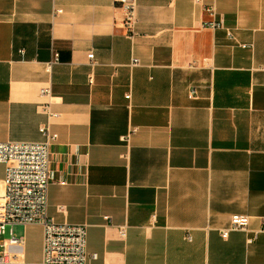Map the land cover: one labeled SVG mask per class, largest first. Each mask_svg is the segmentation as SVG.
Here are the masks:
<instances>
[{
	"label": "crops",
	"instance_id": "1",
	"mask_svg": "<svg viewBox=\"0 0 264 264\" xmlns=\"http://www.w3.org/2000/svg\"><path fill=\"white\" fill-rule=\"evenodd\" d=\"M124 14L0 0V142L58 133L49 216L87 224L97 264H264V0H139L133 40ZM235 214L251 232L225 239ZM13 230L10 264H39L44 227Z\"/></svg>",
	"mask_w": 264,
	"mask_h": 264
},
{
	"label": "built area",
	"instance_id": "2",
	"mask_svg": "<svg viewBox=\"0 0 264 264\" xmlns=\"http://www.w3.org/2000/svg\"><path fill=\"white\" fill-rule=\"evenodd\" d=\"M138 3L139 0H117V4L125 13L124 26L127 36L132 40L139 34L136 30ZM206 11L211 17L215 16L214 7H208ZM62 12V9H56V14ZM205 26L218 29L224 28V23L208 20ZM229 35L233 36L231 31ZM243 46L246 47L247 44ZM88 57L90 65L95 66V53H89ZM58 60L59 53H55L47 65V70L50 71ZM138 64L139 59L134 58L132 65ZM42 93L48 97L52 96L50 87H43ZM195 94L196 89L193 88L190 96L194 97ZM50 105L51 102H47L41 107L45 113L53 115ZM40 131L44 137L40 141L0 142V163L6 165L0 236L5 235L7 229L11 228L10 237L0 239V264H10L13 249L24 244L23 238L15 235L14 227L36 223L44 227L43 257L39 264H97L98 253L89 252L87 249L88 225L59 223L49 216V189L54 181L51 148L59 135L50 124L43 125ZM250 224L249 215H232L229 225L221 229V235L227 239L233 231L251 232ZM188 239L191 240L190 235Z\"/></svg>",
	"mask_w": 264,
	"mask_h": 264
},
{
	"label": "rangeland",
	"instance_id": "3",
	"mask_svg": "<svg viewBox=\"0 0 264 264\" xmlns=\"http://www.w3.org/2000/svg\"><path fill=\"white\" fill-rule=\"evenodd\" d=\"M8 236H9V233H8V231H7L5 235H3V236H0V239H1V238H3V237H5V238H6V237H8Z\"/></svg>",
	"mask_w": 264,
	"mask_h": 264
}]
</instances>
